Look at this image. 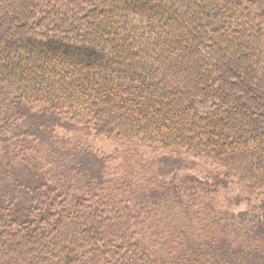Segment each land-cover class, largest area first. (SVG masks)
Instances as JSON below:
<instances>
[{
    "label": "trees",
    "instance_id": "trees-1",
    "mask_svg": "<svg viewBox=\"0 0 264 264\" xmlns=\"http://www.w3.org/2000/svg\"><path fill=\"white\" fill-rule=\"evenodd\" d=\"M233 255L264 264V0H0V264Z\"/></svg>",
    "mask_w": 264,
    "mask_h": 264
},
{
    "label": "rangeland",
    "instance_id": "rangeland-1",
    "mask_svg": "<svg viewBox=\"0 0 264 264\" xmlns=\"http://www.w3.org/2000/svg\"><path fill=\"white\" fill-rule=\"evenodd\" d=\"M57 134L61 137H64L68 140L69 146L71 147H78V148H86V149H91L92 151L96 152L99 155H104L108 156L116 151H124L126 149L125 144H123L119 139L112 137V136H107V135H94L92 133H74V132H67L64 130H58ZM15 167L17 169L16 173L20 177L24 178V175H26V171L22 169L21 164L17 163L15 164ZM19 169V170H18ZM19 172V174H18ZM180 173L184 174H195L197 176H202L203 170L201 167L194 166L190 167L189 169H184L181 170ZM144 179H142L143 181ZM141 181V182H142ZM246 208V203L241 202L240 204L232 207L233 211H242ZM158 238L157 237H152L151 240L156 241ZM160 249V246L158 247V250ZM234 261L233 264H249L243 261L241 256L238 255H233L231 258ZM251 264H255L257 262L251 260Z\"/></svg>",
    "mask_w": 264,
    "mask_h": 264
}]
</instances>
